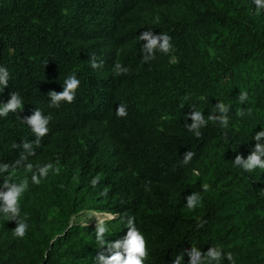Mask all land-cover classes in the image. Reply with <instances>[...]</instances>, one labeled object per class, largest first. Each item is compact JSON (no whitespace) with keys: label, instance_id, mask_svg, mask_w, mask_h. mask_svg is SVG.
I'll return each mask as SVG.
<instances>
[{"label":"trees","instance_id":"1","mask_svg":"<svg viewBox=\"0 0 264 264\" xmlns=\"http://www.w3.org/2000/svg\"><path fill=\"white\" fill-rule=\"evenodd\" d=\"M147 30L171 36L173 51L145 63L137 37ZM92 56L103 66L93 69ZM117 62L129 72L115 75ZM0 67L9 72L0 104L10 93L23 102L0 116V164L27 155L28 141L27 162L59 168L39 185L15 171L11 182L28 179L20 199L28 230L14 237L15 221L0 214V264H103L130 219L145 240L143 264L211 246L236 264H264V169L233 166L264 129V10L252 0H0ZM71 75L80 81L74 102L49 107L47 93ZM121 103L124 118L115 114ZM217 103L229 108L227 127L208 121L199 137L185 128L193 107L206 120L221 115ZM33 109L51 116L38 147L23 121ZM186 151L195 153L188 164ZM191 192L202 197L195 210L185 206ZM88 212L113 216L102 222L103 242L98 224L73 222Z\"/></svg>","mask_w":264,"mask_h":264},{"label":"clouds","instance_id":"2","mask_svg":"<svg viewBox=\"0 0 264 264\" xmlns=\"http://www.w3.org/2000/svg\"><path fill=\"white\" fill-rule=\"evenodd\" d=\"M255 5L257 12L264 10V0H252ZM138 40L143 41L141 52L143 55V61L145 63L150 62L156 58L155 53L159 51L162 54H170L173 51L172 38L167 33H160L159 35L153 34L152 31H144L138 37ZM174 59V57H173ZM91 67L97 69L103 66V61L99 63L96 62V57L92 56ZM112 71L115 75L119 76L129 72L127 67H123L121 63L117 62L114 64ZM9 78V72L5 67H0V85L7 87ZM80 81L75 75L69 76L62 87V91L59 93L56 91H49L47 96L50 100L49 107H59L61 102L71 104L75 100V93L78 89ZM248 99L247 92L239 93L240 103H244ZM23 107V102L17 93H10V98L7 103L0 104V116H6L9 112H16L18 109ZM219 111L221 115L216 116L210 114L205 119L202 112L195 110L193 107L191 112L186 116L190 119L191 124H185V128L193 132L196 137L201 135L200 129L207 125L208 121H218L224 127L228 126L229 108L223 103H217L215 111ZM115 114L118 118H124L127 116V106L124 103L119 104L115 109ZM246 113L243 109H238L236 112L237 116H244ZM247 114H251V109L248 110ZM51 120V116H45L39 109H33L30 116L23 119L32 130L36 137L35 144L38 147L40 144V139L47 135L48 124ZM252 140L254 141V146L251 148L249 155L243 158L241 155H236L233 160V166L239 167L244 172H253L256 169H264V129L256 132ZM21 147L26 151L27 155L21 154L20 158L13 164L3 163L0 164V174L9 173L0 184V214L8 217L11 221H15V228L12 230L14 237L23 239L28 230L27 216L21 218L20 209V199L22 195L28 189V179H21L19 182H11V178L15 175V171L19 168H24L31 172V182L34 185H39L42 179L46 178L49 171H54L59 174V168H54L51 163L45 164L43 166H33L31 162H27L28 156L35 155L33 151L32 142L24 141ZM195 153L192 151H186L182 157V163L188 164ZM198 174V173H197ZM93 185L97 183L96 179L91 181ZM150 183V182H149ZM201 188L204 192L209 191V184H202ZM264 193V189L261 190ZM186 208L189 210H195L200 204L202 197L198 192H191L186 197ZM112 218V215H110ZM110 218V219H111ZM132 221L129 220L130 230L127 232L126 237L123 240L116 241L111 247L118 249L109 258L104 259L100 257L103 264H143L144 259L147 257L146 244L144 237L134 228L131 227ZM107 229L104 227L103 223L96 226L97 239L102 241V237ZM122 249V252L119 251ZM188 256V264H222V261L227 260L229 264H236L234 254L231 251L225 252L221 246H211L206 252H202L197 248H190L184 250L182 255H177L172 261V264H181L183 255Z\"/></svg>","mask_w":264,"mask_h":264},{"label":"rangeland","instance_id":"3","mask_svg":"<svg viewBox=\"0 0 264 264\" xmlns=\"http://www.w3.org/2000/svg\"><path fill=\"white\" fill-rule=\"evenodd\" d=\"M109 214L99 213V212H88L80 214L78 217H74L72 220L73 222L77 223H87L88 221L99 224L106 220H109L111 217L108 216Z\"/></svg>","mask_w":264,"mask_h":264},{"label":"bare ground","instance_id":"4","mask_svg":"<svg viewBox=\"0 0 264 264\" xmlns=\"http://www.w3.org/2000/svg\"><path fill=\"white\" fill-rule=\"evenodd\" d=\"M108 216H110V215H108ZM111 217V216H110Z\"/></svg>","mask_w":264,"mask_h":264},{"label":"water","instance_id":"5","mask_svg":"<svg viewBox=\"0 0 264 264\" xmlns=\"http://www.w3.org/2000/svg\"><path fill=\"white\" fill-rule=\"evenodd\" d=\"M112 218H113V216H112Z\"/></svg>","mask_w":264,"mask_h":264}]
</instances>
